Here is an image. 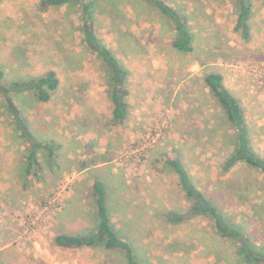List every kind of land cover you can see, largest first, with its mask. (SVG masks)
<instances>
[{
    "label": "rangeland",
    "instance_id": "1",
    "mask_svg": "<svg viewBox=\"0 0 264 264\" xmlns=\"http://www.w3.org/2000/svg\"><path fill=\"white\" fill-rule=\"evenodd\" d=\"M42 1L1 2L0 72L9 85L57 73L49 103L35 93L12 98L34 137L61 148L56 159L41 150L43 176L28 175L30 145L0 94V264H123L116 254L54 242L93 234L95 180L106 185L112 220L143 264H248L208 220H169L189 204L163 162L186 164L198 188L264 247V174L243 163L224 171L234 131L204 82L209 73L224 76L264 158V0H253L249 42L235 30L237 0H165L189 18L191 54L173 48L169 21L143 0H70L47 10ZM87 20L131 70L122 125L113 122L107 69L86 45Z\"/></svg>",
    "mask_w": 264,
    "mask_h": 264
},
{
    "label": "trees",
    "instance_id": "2",
    "mask_svg": "<svg viewBox=\"0 0 264 264\" xmlns=\"http://www.w3.org/2000/svg\"><path fill=\"white\" fill-rule=\"evenodd\" d=\"M2 1L0 0V4ZM90 1L89 4L84 6V10L91 15ZM143 1L155 8L169 21L175 32L172 43L173 48L182 54L193 53L194 34L191 31L189 18L170 6L165 0ZM69 3L70 0H43L42 7L47 10L51 7H64ZM235 6L238 10L235 30L241 33L244 41L249 42L251 40L250 22L254 15L253 0H237ZM83 33L87 47L97 54L107 69L110 80L108 86L113 105V122L122 125L130 113L128 81L131 70L97 36L93 22L87 20L84 23ZM4 81V73L0 72V94L3 93L9 113L13 117L21 137L30 145L29 155L27 156V174L31 175L34 171L37 176L42 177L44 169L42 162L39 161V152L46 150L50 158L56 159L55 150H59L61 144L54 141H38L30 130L29 122L23 116L21 109L12 96L14 94L35 93L40 102L49 103L52 100V93L59 89L61 81L54 71L49 72L46 77L29 82H15L9 85ZM204 82L210 93L216 97L225 113L226 122L234 131L232 136L234 141L231 142L233 143V150L226 160L224 171L228 173L235 166L243 163L264 174V158H261L252 148L250 127L240 100L225 85L222 74L209 73L205 76ZM163 164L166 170L175 175L177 185L189 204L185 214L174 212L167 214L174 225L195 218L206 219L213 226L218 236L238 246V253L244 261L248 264H264V247L257 246L240 224L233 221L230 215L225 213L198 188L186 164L177 158L165 160ZM92 192L95 214L93 234L89 236L84 234L75 236L59 234L54 240L56 246L64 249L101 250L105 254L111 253L120 256L124 259L123 264H143L134 246L126 242L112 220L108 207L110 197L106 185L95 180Z\"/></svg>",
    "mask_w": 264,
    "mask_h": 264
},
{
    "label": "crops",
    "instance_id": "3",
    "mask_svg": "<svg viewBox=\"0 0 264 264\" xmlns=\"http://www.w3.org/2000/svg\"><path fill=\"white\" fill-rule=\"evenodd\" d=\"M85 171H89V168H88L87 170L85 169ZM117 229H118V228H117ZM118 230H119V229H118ZM83 250H86V249H83ZM87 250H90V249H87Z\"/></svg>",
    "mask_w": 264,
    "mask_h": 264
}]
</instances>
